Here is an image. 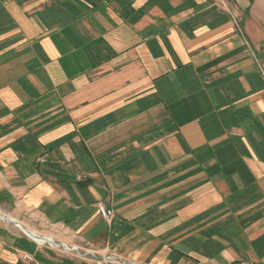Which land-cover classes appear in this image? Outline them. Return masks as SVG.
<instances>
[{"label":"crops","instance_id":"crops-1","mask_svg":"<svg viewBox=\"0 0 264 264\" xmlns=\"http://www.w3.org/2000/svg\"><path fill=\"white\" fill-rule=\"evenodd\" d=\"M25 253L264 264V0H0V264Z\"/></svg>","mask_w":264,"mask_h":264},{"label":"built area","instance_id":"built-area-1","mask_svg":"<svg viewBox=\"0 0 264 264\" xmlns=\"http://www.w3.org/2000/svg\"><path fill=\"white\" fill-rule=\"evenodd\" d=\"M38 160L40 163H43V164L46 163V160L44 158H40ZM99 211H100V214L104 217V219L107 222H109L115 215L114 211L110 208H107L104 204L99 205ZM66 251L75 252L76 250L67 247ZM87 255L94 256V254H92V252L87 253ZM78 256L82 258L84 255L83 254L81 255L79 253ZM22 260H24L30 264H40V263H38L37 260L34 259V257L32 255H30L28 253H25L22 256ZM96 264H134V263H130V262L126 261L125 259L123 260V259H120L118 257L110 255V256H101L100 258H97ZM197 264H203V263L199 262ZM235 264H260V263L255 262V261L242 260V261H239L238 263H235Z\"/></svg>","mask_w":264,"mask_h":264}]
</instances>
